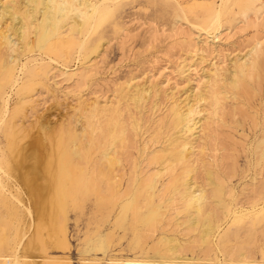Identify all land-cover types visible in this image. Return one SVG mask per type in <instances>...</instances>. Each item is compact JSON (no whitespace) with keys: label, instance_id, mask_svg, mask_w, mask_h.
<instances>
[{"label":"bare ground","instance_id":"bare-ground-1","mask_svg":"<svg viewBox=\"0 0 264 264\" xmlns=\"http://www.w3.org/2000/svg\"><path fill=\"white\" fill-rule=\"evenodd\" d=\"M116 1L0 0V129L10 114L9 90L17 87L16 89L29 91L39 83L41 79L38 78L45 73L40 64L45 59L66 62L73 53L79 58L86 42L90 40L92 45L91 52L87 55V62L82 65V70L70 71L68 76L84 78L86 73L92 71L90 68L98 56L103 41L99 37L94 38L91 34L98 21L106 15L107 9ZM229 2L233 6L244 7L245 12L251 11L254 7L259 11L264 8V0H221L216 7L209 2L201 8L198 25L195 23L191 25L202 31L209 28L218 30L225 10L223 7ZM196 6L197 3L192 1L187 7H180L181 15L184 13L183 15L186 16L188 12L196 14L193 12V7ZM247 15L249 14H245ZM261 19L264 21V14ZM249 45L250 48L246 53L232 59L225 72H219L217 69L209 71L202 90L192 93L191 89L180 99L171 95L172 100L166 116L168 120L165 121L163 117L164 122L163 119L159 123L156 122L155 130L153 133L150 132L148 141L143 143L141 148L135 149L139 153V158L133 157L132 160V155L130 156L131 167L128 172L124 154L126 152L130 154L128 148L133 144L137 146L134 139L139 135L137 130H140L141 124L139 115L137 120H130L131 122L126 121V117L124 119L123 105L128 102L127 110H129L128 105L141 109L143 103L152 95L153 86L152 89L151 86L139 84L133 79L125 81L119 98L112 97L102 103L97 99L82 100L76 108L78 115L76 120L61 123L55 128L48 126L49 122L46 121L47 125L44 121L45 123L40 126L41 132L34 136L26 132L21 123L17 124L14 120L13 125L9 127L6 120L3 133L1 132L5 142L0 145V191L5 189L8 194H1L0 199L4 195V199L8 198L15 204V220L13 219L12 224L14 253L12 256L7 254L8 257H2L5 259L0 263L71 264L66 258L68 256L52 257L48 255L46 249L48 246L61 252L69 249L67 237L69 209L80 208L90 197L94 199V211L99 215L96 220L106 221L108 228L103 234L98 233L88 242L86 240L83 252L101 251L104 255L105 239L109 243L110 238L118 236L116 233L121 231L117 243L129 234L130 249L144 254L140 257L135 254L132 258L126 259L110 256L105 264H188L194 259H196L194 262L207 263L209 260V258L206 260L207 254L213 251L215 237L221 227H224L222 224L226 222V218L239 220L250 211L243 206V203L228 202L225 199L229 194L225 177L218 172L220 169L216 171L212 169L219 161H217L219 159L217 151L226 150L218 147V134L216 135L214 124L219 118L223 119L227 101L236 102L231 104L230 108L228 105V112H231L232 116L241 115L239 113L243 110L240 106H236L237 101L239 102V98L242 97L248 102L253 94L251 92L254 89L253 85L260 84L264 62V39H255ZM186 66L187 63L183 60L180 73L189 70V66ZM156 90H154L155 94ZM25 98L27 101L29 97L24 96L21 99ZM157 105L155 101L154 106ZM150 113L152 114V111ZM129 115L126 116L130 117ZM260 133L261 137L257 139L254 148L257 156L255 163L259 169H262L264 129ZM206 156L209 159H206ZM222 167L221 171L224 172ZM230 168L232 170L234 167ZM227 171L229 173L228 169ZM250 178L255 180V176ZM259 182L258 185H250L251 196H248V200L252 203L264 197L262 196L264 180ZM8 224L5 227L9 226ZM170 224L176 227V231L177 228H181L179 231H182V237L166 233L165 228ZM97 225L101 230L100 223ZM189 234L195 235L187 239L183 238ZM195 247L203 253L204 257L201 260L200 257L193 256ZM36 250L41 253L34 254ZM28 252L31 254L28 255ZM187 252H190V257L186 255ZM233 253L234 250L231 252L232 256ZM37 256L40 257L39 261L36 259ZM239 256L236 261L238 264H256L250 255L241 252ZM101 261L102 258L95 256L84 258L82 264H101ZM226 264L231 262L226 261Z\"/></svg>","mask_w":264,"mask_h":264},{"label":"rangeland","instance_id":"rangeland-1","mask_svg":"<svg viewBox=\"0 0 264 264\" xmlns=\"http://www.w3.org/2000/svg\"><path fill=\"white\" fill-rule=\"evenodd\" d=\"M192 1L197 3V6L193 7V12L196 14L186 12V16H184V13V15H181L182 12L180 11L182 10H180V7H187L188 3H191ZM220 1L221 0H117L115 4H111L109 9H107L106 15L98 21L95 30L91 34L94 38L96 37L98 39L99 37L103 41V44L100 46L101 49L99 48L100 54L98 53V56L94 59L93 66L90 68V71L92 69V73H86L84 78L79 76H73L74 78H72L68 76L70 71L78 72L82 70V65L87 62V55L91 52L92 45L90 40L86 42L85 49L79 58H76V54L73 53L71 54L72 57H70L69 61L66 62H54L45 59L42 64H40L42 65V71L45 73L40 75L38 80H41L39 83L35 84L37 86L34 85L32 87V89L34 88L33 90L30 89L29 91H25L21 88L16 89L17 87L9 90L8 93L10 94V97L8 100V106L11 115L9 114L7 116L6 120L8 124H10H7V126L11 127L15 120L17 121V124H22L27 130L26 132L31 136H34L41 132L40 126L46 121L49 122V125L47 122L45 124L55 128V126L57 127L61 123L76 120L78 117L76 108L78 103L82 100L92 101L97 99L102 103L112 97L117 96L119 98L121 95V87L125 85V81L127 82L133 79V81H137L139 84L153 86L154 89L152 87L153 91L151 93L152 95H150L147 100L148 103H143L141 109H135L132 105H128L129 110H127L126 105L129 103L125 102L126 104L124 103L123 105L124 119L126 117V121H134L138 119L139 115L140 121H138L141 124L140 130H137L139 134L137 137L139 136L140 138L136 137L134 139L136 140L138 147L136 144H133L135 147L132 145L128 148L130 154L127 152L126 154L128 156L124 154V159H127L125 167L128 172L131 167L130 156L132 155V160L133 157L139 158V153L135 149L141 148L143 143L148 141L150 132L152 131L153 133L157 123H159L161 119H163V122L164 118L165 121L168 120L166 117L168 114L167 108L170 105L172 96L175 98L179 97L180 99L191 89L192 93L202 90L206 84L204 81H206L207 74L210 73L209 71L217 69L219 72H223L229 67L235 56H241L246 53L250 48L249 44H251L252 41L258 38L264 39V21L261 19L264 14V8L259 11L258 8L254 7L255 9L253 8L251 11L249 10L245 12L243 10L244 7L233 6L231 5V2H229V5L227 4L223 7V10H225L223 11L221 19V27H219L218 30L213 28L204 29L205 33L204 30H199L191 25L192 23L198 25L200 20L199 16H201V8L204 4L211 2L209 4L216 7L220 4ZM228 6L231 8L229 7L227 10L226 7ZM245 14L249 15L245 16ZM240 20H242V22ZM254 23H259L260 25L255 26ZM183 60H185V63L189 66V70L180 73ZM263 70L261 71L262 73L260 72V84L253 85L254 89L251 91L255 95L252 94V96L249 97L248 102L242 97L241 99L239 98V102L237 101L236 106H240V109L242 108L243 110V112L239 113L241 115L236 114L235 116H232V113H229L228 110L232 106L231 104H235L236 102L227 101L226 113L224 114L223 119H218V122L216 123L218 126L214 124L216 135L218 134L217 143L222 145L218 144V147H223L226 150L223 152L222 150L217 151V158L219 157L217 161H219L216 162L217 165H213L212 169L215 171L220 169L218 172L222 173L225 177L227 183L226 188L229 193H226L227 196H225L227 198L225 197V199L228 202L243 203V206L250 211L246 213V216L243 215L240 219L238 218L239 220H233L232 217H229L230 219L228 217L226 218V222L222 224L224 227H221V230L219 229L220 231L215 237L214 249L212 248L213 251H209V255L207 254L206 260L209 258L207 263H203L202 261H200V263L194 262L196 260L194 259L193 262L188 264H226V261H230L231 264H238L236 261L240 258L239 254L241 252L245 253L247 256L250 255V257L255 260L253 261L254 263L264 264V197L259 199L257 201L258 203H252L248 200L251 196L250 185H258L259 181V183H261L264 180V167L259 169L256 165L255 162L257 156L254 148L257 139L261 137V135H259L261 134V130L264 129ZM87 74L90 75L88 76ZM82 79L84 80L82 81ZM116 90L118 93H116ZM154 90H156V94ZM153 93L155 96H153ZM24 96L29 97L27 98V101L26 98L23 100L21 99ZM20 100L22 101L19 102ZM155 101H157V107L154 106ZM131 108L133 113L130 112ZM164 108L166 109L164 110ZM158 109L160 111H158ZM143 110L146 111L144 112ZM150 111H152L153 117ZM136 112H138V114ZM160 112L162 113L160 114ZM128 113L130 115L132 113L133 116H130ZM134 113H136L137 116H135ZM126 115H129L130 117ZM141 120H143L142 123ZM5 121L2 124L3 126H1L2 130L0 129V145L5 142L4 135L2 134L4 125L7 123ZM128 124L130 125L129 122ZM147 131L148 133H146ZM142 132L143 135H141ZM207 152L210 153L209 151ZM209 155H211V153ZM205 158L209 159L207 156ZM221 167L224 172L221 171ZM230 167L234 168L231 170ZM227 169L229 170V173ZM252 176H255L254 181L250 178ZM3 193L6 195L8 194L5 189L0 191V195ZM3 196L4 195L1 196L0 204L6 201L2 205L4 207L7 206L8 210L0 205V209L2 208L0 212V218L2 219L0 220V227H2V229L0 228V235L4 234L3 236H0V245L2 246L0 247V262L5 259L2 257L12 256L14 253L12 248L14 246L12 242L14 227H12V224L15 220V204L8 198L4 199L5 197ZM93 202L94 199L90 197L86 202L82 203L80 208L74 207L69 209L67 234L70 244L69 249L65 252H61L48 246L46 249L48 255H51L52 257L61 256L64 258L68 256L66 258L71 264H82L84 258L87 259L95 256L102 258L101 264H105L110 256H115V258L120 259H126L128 257L132 258L135 254L139 257L142 256L144 253H136V251L130 249L128 241L130 240L131 235L127 234L126 238L121 239V242L117 243L121 231L116 233L118 236H112V238H110V242L113 241L112 243H107V240L105 239L106 250L104 255L101 251L83 252L84 246L88 240L94 238L98 233L103 234L108 228L106 221H103L104 227L103 222H98L100 221L99 219L96 220V218H99V215L98 213L96 215L94 211ZM249 202L252 203L253 206ZM11 203L13 205H11ZM8 205H10V207H8ZM5 222L10 223L11 225L8 223L5 224ZM99 223L101 225V230L99 225H97ZM7 224L9 226L5 227ZM165 229L167 234H177V236L182 237V231H179L181 228H177L176 231V227L173 224L166 226ZM95 230H97L96 234L93 235ZM194 235L195 234L185 235L183 238L187 239ZM229 236L230 238H228ZM86 240L87 242H85ZM9 248L11 250H9ZM233 250L235 253H233L232 256L231 252H233ZM199 251L200 249L195 247L193 256L194 258L196 256L200 257L199 260H201L204 256L203 253L201 251L199 253ZM238 251L240 253H238ZM18 252L20 253V251ZM37 252L38 250H36L34 254H37ZM20 254H22V252ZM30 254L31 252H28V255ZM186 255L188 257L191 256L190 252H187ZM237 256L239 257L237 258ZM36 259L39 261L40 257L37 256ZM233 260L235 262H233Z\"/></svg>","mask_w":264,"mask_h":264}]
</instances>
